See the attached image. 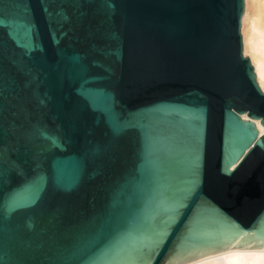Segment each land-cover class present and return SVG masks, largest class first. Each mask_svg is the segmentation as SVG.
<instances>
[{"label": "water", "instance_id": "1", "mask_svg": "<svg viewBox=\"0 0 264 264\" xmlns=\"http://www.w3.org/2000/svg\"><path fill=\"white\" fill-rule=\"evenodd\" d=\"M244 8L0 0V264L264 249V136L242 118L264 127V93Z\"/></svg>", "mask_w": 264, "mask_h": 264}, {"label": "bare ground", "instance_id": "2", "mask_svg": "<svg viewBox=\"0 0 264 264\" xmlns=\"http://www.w3.org/2000/svg\"><path fill=\"white\" fill-rule=\"evenodd\" d=\"M241 35L243 55L251 60L257 83L264 93V0H245ZM242 118L255 123L258 129L257 140L264 136L261 120H251L247 114H244ZM238 163L239 160L230 169L234 170ZM188 264H264V249L230 250L209 255Z\"/></svg>", "mask_w": 264, "mask_h": 264}, {"label": "snow or ice", "instance_id": "3", "mask_svg": "<svg viewBox=\"0 0 264 264\" xmlns=\"http://www.w3.org/2000/svg\"><path fill=\"white\" fill-rule=\"evenodd\" d=\"M242 3V0H241ZM254 79V77H253ZM166 234H161V239L159 242H163V238ZM119 243V242H117ZM116 245H113L112 247H106L101 248L94 252L86 261H84V264H107L108 257L113 252Z\"/></svg>", "mask_w": 264, "mask_h": 264}]
</instances>
